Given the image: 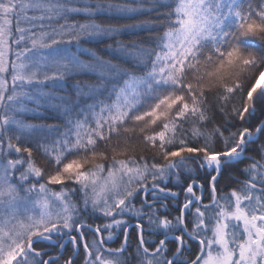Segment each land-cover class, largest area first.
<instances>
[{
  "label": "snow or ice",
  "instance_id": "snow-or-ice-1",
  "mask_svg": "<svg viewBox=\"0 0 264 264\" xmlns=\"http://www.w3.org/2000/svg\"><path fill=\"white\" fill-rule=\"evenodd\" d=\"M0 264H264V0H0Z\"/></svg>",
  "mask_w": 264,
  "mask_h": 264
},
{
  "label": "trees",
  "instance_id": "trees-1",
  "mask_svg": "<svg viewBox=\"0 0 264 264\" xmlns=\"http://www.w3.org/2000/svg\"><path fill=\"white\" fill-rule=\"evenodd\" d=\"M106 43H111V41H106ZM92 47H95V45H91ZM101 48L103 47V45L100 46ZM101 55H105L107 56L106 53L104 52H101ZM31 122H38V121H31ZM48 123H53L54 121L52 120H49L47 121ZM239 174L238 173H233V176H238ZM240 179H244V177H240ZM221 184L222 185H231V187H238L236 181H234L233 179H231L230 177L228 176H225V178L221 181ZM58 190V189H57ZM230 190L229 188H225V191H228Z\"/></svg>",
  "mask_w": 264,
  "mask_h": 264
}]
</instances>
